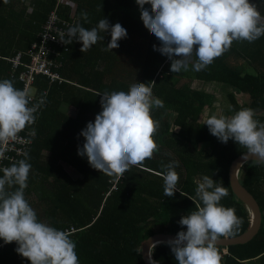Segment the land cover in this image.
I'll return each instance as SVG.
<instances>
[{"label":"trees","instance_id":"trees-1","mask_svg":"<svg viewBox=\"0 0 264 264\" xmlns=\"http://www.w3.org/2000/svg\"><path fill=\"white\" fill-rule=\"evenodd\" d=\"M69 1L72 13L60 0H0V105L22 92L12 59L30 62L52 11L68 47L52 57L61 82L36 78L28 154L14 175L0 169V264H146L156 233L246 232L229 167L264 150V0ZM194 82L248 102L228 92L223 121ZM239 177L260 204L258 234L229 247L161 243L156 264H264V162Z\"/></svg>","mask_w":264,"mask_h":264},{"label":"built area","instance_id":"built-area-1","mask_svg":"<svg viewBox=\"0 0 264 264\" xmlns=\"http://www.w3.org/2000/svg\"><path fill=\"white\" fill-rule=\"evenodd\" d=\"M60 1L70 4L71 13L73 12L75 4L69 0ZM205 17V14L201 15L198 26H201ZM59 21L58 15L52 11L44 26L40 43H34L26 53L30 62H25L23 59L25 56L21 52L12 59V70L14 73L20 70L18 79L22 82L23 88L14 100L6 99L8 104L0 105V169L9 175L15 174L14 164L28 154L36 135L35 131L26 132L25 129L26 124L34 121V114L38 111V107L34 105L36 78L43 75L50 81H62L60 74L53 70L58 65L52 58L60 53L57 48L60 50L68 48L64 39L66 29L59 25Z\"/></svg>","mask_w":264,"mask_h":264},{"label":"water","instance_id":"water-1","mask_svg":"<svg viewBox=\"0 0 264 264\" xmlns=\"http://www.w3.org/2000/svg\"><path fill=\"white\" fill-rule=\"evenodd\" d=\"M251 113H253V111H249L243 119L244 126L248 130H251L248 125V118ZM252 161L264 162V150L256 149L245 152L232 161L229 167L230 186L235 195L246 205L251 214V224L246 232L236 237L225 236L223 238H214L208 236L194 237L169 233H156L149 237L143 245L142 253L146 264H156L152 255V250L161 243L185 247L200 245L229 247L232 245L245 244L253 239L258 234L262 226V212L256 197L243 185L239 177L241 167L247 162Z\"/></svg>","mask_w":264,"mask_h":264},{"label":"rangeland","instance_id":"rangeland-1","mask_svg":"<svg viewBox=\"0 0 264 264\" xmlns=\"http://www.w3.org/2000/svg\"><path fill=\"white\" fill-rule=\"evenodd\" d=\"M72 11V9H71ZM193 88L196 89H202L208 94H211L214 96L213 101V107L207 108V111L205 109V112H209V109H212L220 118L225 121L227 117V113L229 110L228 107V92H232L235 94V96L242 102H248V97L242 93H240L238 90L230 89L223 87L222 85H205L202 82H194L192 85ZM152 100V97H148V103L150 104ZM153 101V100H152ZM67 170L73 175L76 176V172L70 167L66 166ZM30 199H33L35 201V193L31 195Z\"/></svg>","mask_w":264,"mask_h":264},{"label":"crops","instance_id":"crops-1","mask_svg":"<svg viewBox=\"0 0 264 264\" xmlns=\"http://www.w3.org/2000/svg\"><path fill=\"white\" fill-rule=\"evenodd\" d=\"M257 263V260L256 259H254V260H252V261H247V263L246 264H256Z\"/></svg>","mask_w":264,"mask_h":264}]
</instances>
